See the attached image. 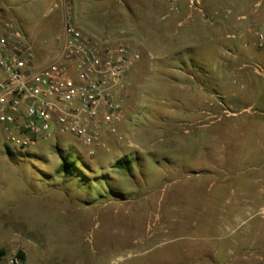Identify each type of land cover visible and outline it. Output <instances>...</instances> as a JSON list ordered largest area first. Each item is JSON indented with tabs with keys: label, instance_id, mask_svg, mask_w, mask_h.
I'll list each match as a JSON object with an SVG mask.
<instances>
[{
	"label": "rangeland",
	"instance_id": "1",
	"mask_svg": "<svg viewBox=\"0 0 264 264\" xmlns=\"http://www.w3.org/2000/svg\"><path fill=\"white\" fill-rule=\"evenodd\" d=\"M0 11L34 63L56 57L59 3ZM70 16L141 53L123 141L89 156L58 133L0 151V251L22 264H264V0H71Z\"/></svg>",
	"mask_w": 264,
	"mask_h": 264
},
{
	"label": "built area",
	"instance_id": "2",
	"mask_svg": "<svg viewBox=\"0 0 264 264\" xmlns=\"http://www.w3.org/2000/svg\"><path fill=\"white\" fill-rule=\"evenodd\" d=\"M55 1L65 11L58 54L39 65L26 35L0 11V151L68 133L94 156L123 141L128 75L141 53L83 33L70 16L71 0ZM258 40L263 45L264 36ZM20 253L0 252V264H22Z\"/></svg>",
	"mask_w": 264,
	"mask_h": 264
},
{
	"label": "trees",
	"instance_id": "3",
	"mask_svg": "<svg viewBox=\"0 0 264 264\" xmlns=\"http://www.w3.org/2000/svg\"><path fill=\"white\" fill-rule=\"evenodd\" d=\"M61 159H62V163L60 165V169H63L65 170L67 173H72V169L74 168V164L72 162H69L67 160V158L65 156H61ZM129 159L127 158H120L118 159L116 162H115V166L116 167H126L128 168L129 167ZM2 252V251H0ZM21 256L23 257V260H24V256L22 253H20Z\"/></svg>",
	"mask_w": 264,
	"mask_h": 264
},
{
	"label": "crops",
	"instance_id": "4",
	"mask_svg": "<svg viewBox=\"0 0 264 264\" xmlns=\"http://www.w3.org/2000/svg\"><path fill=\"white\" fill-rule=\"evenodd\" d=\"M260 182H261V185H260V188H259V193H260V195L264 196V183H263V180H261ZM243 194L245 195V192H243ZM261 232L264 233V230H262ZM261 240H264V234H263V236H261Z\"/></svg>",
	"mask_w": 264,
	"mask_h": 264
}]
</instances>
